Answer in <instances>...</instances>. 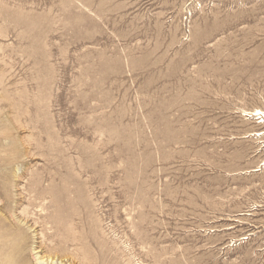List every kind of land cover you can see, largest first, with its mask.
<instances>
[{
    "label": "rangeland",
    "instance_id": "obj_1",
    "mask_svg": "<svg viewBox=\"0 0 264 264\" xmlns=\"http://www.w3.org/2000/svg\"><path fill=\"white\" fill-rule=\"evenodd\" d=\"M256 109L264 0H0V264H264Z\"/></svg>",
    "mask_w": 264,
    "mask_h": 264
},
{
    "label": "bare ground",
    "instance_id": "obj_2",
    "mask_svg": "<svg viewBox=\"0 0 264 264\" xmlns=\"http://www.w3.org/2000/svg\"><path fill=\"white\" fill-rule=\"evenodd\" d=\"M253 114H254V116H255L256 114H261V118L264 117V116L262 115V114H264V111L261 110V109H256V110L253 112Z\"/></svg>",
    "mask_w": 264,
    "mask_h": 264
}]
</instances>
